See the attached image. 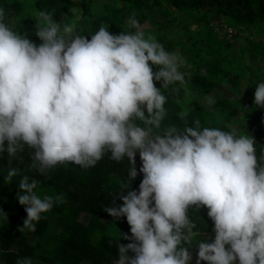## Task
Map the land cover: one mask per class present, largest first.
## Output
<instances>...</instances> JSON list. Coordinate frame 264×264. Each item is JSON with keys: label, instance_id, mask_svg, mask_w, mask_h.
I'll list each match as a JSON object with an SVG mask.
<instances>
[{"label": "clouds", "instance_id": "clouds-1", "mask_svg": "<svg viewBox=\"0 0 264 264\" xmlns=\"http://www.w3.org/2000/svg\"><path fill=\"white\" fill-rule=\"evenodd\" d=\"M128 23L135 32L113 35L101 27L89 40L39 11L37 46L5 22L0 8V154L27 146L45 173L64 162L95 167L110 153L129 161L134 180L138 153V191L127 187L119 193L122 206L104 209L130 226L124 239L132 242L118 245L114 264H191L193 206L209 210L215 233L198 244L196 264H264V166L254 139L201 129L199 121L153 134L165 114L160 87L185 82L184 61L155 36L146 38L134 17ZM254 104L264 108V82L255 87ZM36 187L25 176L16 195L27 214L22 228L30 231L53 207Z\"/></svg>", "mask_w": 264, "mask_h": 264}, {"label": "trees", "instance_id": "trees-1", "mask_svg": "<svg viewBox=\"0 0 264 264\" xmlns=\"http://www.w3.org/2000/svg\"><path fill=\"white\" fill-rule=\"evenodd\" d=\"M0 8L5 22L37 46L39 11L51 13L61 28L71 26L73 35L89 40L101 27H108L113 35L135 32L128 23L134 17L146 38L155 36L168 52L179 53L184 61L180 70L186 71L184 83L163 88L156 82L167 99L164 118L153 134H163L172 126L183 131L199 121L201 129L250 135L258 163L264 166V108L254 104L255 87L264 82V0H0ZM213 18L218 21L215 25ZM176 26L183 37H170ZM218 26L238 32L233 43L217 35ZM153 71L158 68L153 66ZM211 93L213 99L204 105ZM32 157L27 146L15 155L0 154V264H19L24 259L32 264H113L119 258L118 245L132 242L124 239L131 236L130 226L126 217L108 216L104 209L122 206L119 193L127 187L138 191L143 179L140 157H135L134 180L129 161L116 162L110 153L95 167L64 162L45 173L34 167ZM12 169L16 174L9 176ZM25 176L37 182L36 193L43 191L53 198L51 210L34 222L36 231L22 228L27 214L16 200ZM208 211L189 209L195 225L189 245L194 264L198 244L214 240ZM82 214L89 216L86 225L79 222Z\"/></svg>", "mask_w": 264, "mask_h": 264}, {"label": "rangeland", "instance_id": "rangeland-1", "mask_svg": "<svg viewBox=\"0 0 264 264\" xmlns=\"http://www.w3.org/2000/svg\"><path fill=\"white\" fill-rule=\"evenodd\" d=\"M216 18H213V20L211 21L212 22V24H217L218 23V21H216L215 20ZM144 27H148V25H146V26H144ZM215 32H216V30H215ZM216 33H218V31L216 32ZM170 37H175V38H181V37H183V35H184V33H183V30H181V29H179V26H176V28H174L171 32H170ZM219 36V35H218ZM220 37V36H219ZM181 72H183V73H186V71H182V70H180ZM177 83H179V82H177ZM214 95H215V93H211L210 94V96H208L205 100H203V104L204 105H209V101L210 100H212L213 99V97H214ZM248 127H245V126H243V129H247ZM136 157H139V154L137 153V155H136ZM53 190V189H52ZM46 192H43V191H39L38 193H37V195L38 196H40L41 198H43V197H45L46 196ZM88 221H89V216L88 215H85V214H82L81 216H80V218H79V222L80 223H82L83 225H86L87 223H88ZM102 222L103 223H107L106 222V220H102ZM116 229V228H115ZM116 233H117V229H116ZM116 233L115 232H110V234L109 235H111V236H114V235H116ZM34 242V241H33ZM15 250H16V248H15ZM118 260V259H117ZM85 264H89V263H85ZM114 264V263H113ZM191 264H194V260H193V258H192V261H191Z\"/></svg>", "mask_w": 264, "mask_h": 264}, {"label": "built area", "instance_id": "built-area-1", "mask_svg": "<svg viewBox=\"0 0 264 264\" xmlns=\"http://www.w3.org/2000/svg\"><path fill=\"white\" fill-rule=\"evenodd\" d=\"M217 31V35H219L220 38H225V40L230 43H233L235 36L238 35V32L236 30L224 26L216 27V32Z\"/></svg>", "mask_w": 264, "mask_h": 264}]
</instances>
